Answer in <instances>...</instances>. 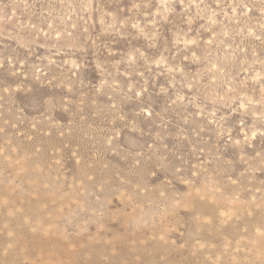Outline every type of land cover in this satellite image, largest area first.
Here are the masks:
<instances>
[{"label": "rangeland", "instance_id": "1", "mask_svg": "<svg viewBox=\"0 0 264 264\" xmlns=\"http://www.w3.org/2000/svg\"><path fill=\"white\" fill-rule=\"evenodd\" d=\"M0 264H264V0H0Z\"/></svg>", "mask_w": 264, "mask_h": 264}]
</instances>
